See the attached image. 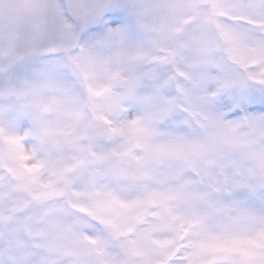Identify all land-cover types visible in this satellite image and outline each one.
<instances>
[{"label":"clouds","instance_id":"9594fccd","mask_svg":"<svg viewBox=\"0 0 264 264\" xmlns=\"http://www.w3.org/2000/svg\"><path fill=\"white\" fill-rule=\"evenodd\" d=\"M115 3L97 21L71 17L67 0H0V264H139L125 243L137 232L174 237L146 216L117 238L72 206L94 209L108 193L129 201L182 187L193 198L169 206L186 214L205 207L200 197L230 202L248 186L264 191V134L250 127L264 128L254 119L264 117L256 9L241 16L221 14L214 5L222 0ZM221 27L243 39L226 40ZM47 190L63 194L35 195ZM104 214L121 227L130 219L120 208ZM200 239L193 230L184 243Z\"/></svg>","mask_w":264,"mask_h":264},{"label":"snow or ice","instance_id":"6c2138e0","mask_svg":"<svg viewBox=\"0 0 264 264\" xmlns=\"http://www.w3.org/2000/svg\"><path fill=\"white\" fill-rule=\"evenodd\" d=\"M68 12L71 17L88 20H101L106 10H117L118 5L115 0H103L96 4H89L88 0H67ZM222 14L226 9H231L241 16L246 14L248 7L256 9L255 17L264 21V0H249L248 4L244 0H222L219 5H214ZM63 16V12L57 13ZM208 19L211 20V17ZM248 23V21H241ZM67 26V25H66ZM220 27V26H218ZM179 29H176L178 31ZM221 32L225 39L238 44L243 37L233 34L221 27ZM113 38H118V31H110ZM264 56V45L259 49ZM171 55V53H170ZM156 60H164L163 55L153 57ZM92 95H98V91L89 87ZM47 110V105L44 106ZM257 120H264V117H255ZM252 134H264V128L250 125ZM224 133L229 136L231 129L225 127ZM15 143V141H13ZM27 158V157H23ZM82 161L77 160V164ZM38 165H32L29 171H34ZM71 169H64L65 172ZM95 177L88 183L94 184ZM225 183H229L225 179ZM67 183L65 187H67ZM46 188L48 186H45ZM248 191L239 190L235 192L236 199L232 201L205 200L200 199L205 207L192 206L186 214H178L169 206V201L179 199H191L193 194L182 187H169L162 190H149L142 196L125 201L119 199L112 193L107 194V198L96 204L94 209L72 205L80 212L88 213L95 221L97 226L110 228L113 235L117 238L127 236L137 232V225L146 223V216L158 217L161 226L175 233L172 239L152 241L151 230L144 229L137 232L135 240L126 241V246L131 257H141L139 264H264V191L248 186ZM62 191L47 190L36 193L42 199L54 198L62 195ZM254 205V206H249ZM120 208L130 214V219L126 226L121 227L116 221L104 213ZM159 208L161 211H150ZM15 207L9 208V213H15ZM53 214L61 212L58 208H52ZM7 217L0 215V223L5 222ZM214 222V230L210 229V223ZM249 225H256L254 231L249 230ZM196 230V234L201 236L197 242L184 243V238L189 232ZM91 243H95L88 238ZM151 241L155 247H152ZM191 251H185V249ZM91 264V262H89ZM129 264H137V261L130 259Z\"/></svg>","mask_w":264,"mask_h":264}]
</instances>
